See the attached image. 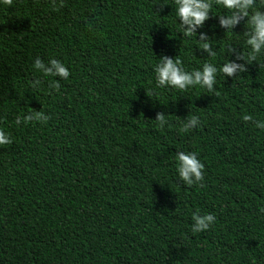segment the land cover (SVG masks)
<instances>
[{"label":"trees","instance_id":"trees-1","mask_svg":"<svg viewBox=\"0 0 264 264\" xmlns=\"http://www.w3.org/2000/svg\"><path fill=\"white\" fill-rule=\"evenodd\" d=\"M211 2L187 37L175 0H0V264H264V130L243 120H264V53L238 59L246 25L227 31ZM162 55L247 70L213 92L157 87ZM34 111L48 119L25 124ZM177 151L198 153L202 182L179 180ZM194 213L214 225L192 233Z\"/></svg>","mask_w":264,"mask_h":264},{"label":"clouds","instance_id":"clouds-1","mask_svg":"<svg viewBox=\"0 0 264 264\" xmlns=\"http://www.w3.org/2000/svg\"><path fill=\"white\" fill-rule=\"evenodd\" d=\"M9 0H4L8 3ZM259 4V7L257 6ZM176 16L179 19V26L185 36L191 37L196 34V29L201 27L206 20L210 18L213 3L211 0H175ZM215 5L227 10V14H221L220 26L225 27L227 31L235 28L242 21L246 25V44L248 54L244 53L238 56V59H246L249 63L257 59V55L264 53V0H215ZM186 26V27H185ZM199 47L207 51L209 56H214L215 52L210 50V43L201 34ZM35 70L44 75L56 76L61 79L69 77L68 68L59 60L50 59L44 63L40 58L33 61ZM247 69L244 64H237L231 60L217 67L213 63H204L201 69L185 70L179 59H174L166 55L159 57L158 63L154 67L155 83L157 87H171L184 91L193 86H200L208 92L214 91L217 73H222L225 77H232ZM35 86H39L40 81H35ZM58 87V85H53ZM148 95V93H147ZM149 96V95H148ZM48 117L40 111H34L23 118L27 124L29 121H46ZM243 120L251 122L256 129L264 130V120L254 119L251 115H243ZM157 127L163 128L168 124V120L162 113H157L155 118ZM17 124L21 123L20 118L16 120ZM200 120L196 115L188 117L182 127V131L198 128ZM9 135L0 130V145L11 143ZM176 173L180 181L185 185L191 186L199 184L204 179V163L200 160L198 153L194 151H177L175 155ZM259 212L264 214V206L259 208ZM192 233L207 231L215 223V216L211 213H194L191 217Z\"/></svg>","mask_w":264,"mask_h":264}]
</instances>
